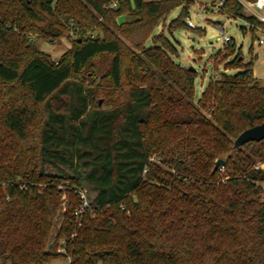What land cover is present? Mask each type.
Masks as SVG:
<instances>
[{
  "label": "trees",
  "instance_id": "obj_1",
  "mask_svg": "<svg viewBox=\"0 0 264 264\" xmlns=\"http://www.w3.org/2000/svg\"><path fill=\"white\" fill-rule=\"evenodd\" d=\"M105 2L0 0V262L264 264V138L234 145L264 121L252 60L231 38L217 54L236 71L195 101L197 71L154 33L177 6L168 31L189 27L192 0ZM218 12L263 26L238 0ZM70 20L57 59L31 41L59 43ZM60 165L83 173L47 171ZM81 179L92 211L76 217Z\"/></svg>",
  "mask_w": 264,
  "mask_h": 264
},
{
  "label": "rangeland",
  "instance_id": "obj_2",
  "mask_svg": "<svg viewBox=\"0 0 264 264\" xmlns=\"http://www.w3.org/2000/svg\"><path fill=\"white\" fill-rule=\"evenodd\" d=\"M205 1L214 3L212 0H192L189 4V19L192 22V27L176 29L173 30L172 33L168 31L167 26L169 22L179 14L182 8V6H177L167 15L165 22H161L154 30L155 34L163 32L164 35L172 41L178 53V56L175 57V60L178 63L186 67L192 66L197 71L194 83L195 101L200 97L209 78L215 76V70H224V61H221V59H219L220 55L217 54L222 51L225 45L222 38V32H226L229 37L233 34L237 35L236 39L233 38L235 42L234 52L236 53L240 50L243 62L252 60L251 69L253 76L261 84H264V43L258 44L256 37L252 39L249 25L241 17L228 16L218 11H213L212 8L207 9L206 7V9H204L201 6L202 4L195 3ZM124 18L125 16L120 17L121 20ZM29 35L30 37L32 36L31 41L36 47L53 59H57L66 49H68L71 44L70 40L74 38L65 34L61 37L59 43H52L38 37L36 34ZM258 35L259 33L256 32V36ZM251 44L252 49H250ZM216 55L217 57H215ZM108 61L109 57H105L102 67H106ZM213 63L218 64L216 69L214 68ZM224 71L232 73L236 71V69L228 68ZM99 101V103L102 104L103 100L99 99ZM104 107L107 106L103 104V108ZM73 153L76 154L77 150H74ZM257 164H262L264 167V162H257ZM220 170L223 171L224 168ZM47 171L51 173H60L63 177L77 176L80 174L82 175L83 173L82 168H76L73 170L70 169V167L63 165H60L59 168L49 166ZM60 183L63 188L74 187L72 185L68 186V181L66 180H62ZM77 191L79 196L81 193H84L87 199L92 195L91 186L83 180L82 185L78 187ZM63 196L65 195L63 194ZM262 197L264 199V191ZM0 264L2 263L0 262Z\"/></svg>",
  "mask_w": 264,
  "mask_h": 264
},
{
  "label": "built area",
  "instance_id": "obj_3",
  "mask_svg": "<svg viewBox=\"0 0 264 264\" xmlns=\"http://www.w3.org/2000/svg\"><path fill=\"white\" fill-rule=\"evenodd\" d=\"M243 7V12L246 15H250L252 17H254L256 20H258L260 23L263 24L262 25H257L254 24L253 22H247L249 25V28H256L259 33V35L256 37V40L258 41V44H263L264 43V0H238ZM195 3H199L202 4V8L209 9L212 8L213 11H219L220 6L223 3V0H217L214 3H210V2H195ZM118 5L117 0H106L105 4L103 5V7H105L106 9L109 8H116ZM186 24L189 27H192V22L189 19V16L186 18ZM80 33V29L78 26H76L72 20L69 21L68 24V30H67V35H70L72 37H76L78 34ZM92 35V34H91ZM222 38H223V42L224 44H227L230 42L231 38H233L232 36L229 37L226 32H222ZM256 168L261 167L264 168L262 164H256L255 165ZM220 169L223 168V165L219 167ZM81 199H82V203L80 204L79 208L76 209L74 211V214L76 215V217H78L83 210L88 209L89 211H92V206L88 203L86 196L84 195V193H81ZM64 240H62L59 250L64 252ZM69 264V261L66 263Z\"/></svg>",
  "mask_w": 264,
  "mask_h": 264
},
{
  "label": "water",
  "instance_id": "obj_4",
  "mask_svg": "<svg viewBox=\"0 0 264 264\" xmlns=\"http://www.w3.org/2000/svg\"><path fill=\"white\" fill-rule=\"evenodd\" d=\"M234 36V35H233ZM189 69H194V67L189 66ZM100 102V101H99ZM264 138V121L261 123H258L256 125H253L251 127H248L244 129L235 139H234V145L235 146H241L247 141L255 140L259 141ZM225 164V159L222 157H218L214 161V165L212 168V172H214L218 167Z\"/></svg>",
  "mask_w": 264,
  "mask_h": 264
},
{
  "label": "crops",
  "instance_id": "obj_5",
  "mask_svg": "<svg viewBox=\"0 0 264 264\" xmlns=\"http://www.w3.org/2000/svg\"><path fill=\"white\" fill-rule=\"evenodd\" d=\"M233 35H234V36H233ZM233 35H232V37H233L234 39H236L237 35H235V34H233ZM252 74H253V73H252Z\"/></svg>",
  "mask_w": 264,
  "mask_h": 264
}]
</instances>
